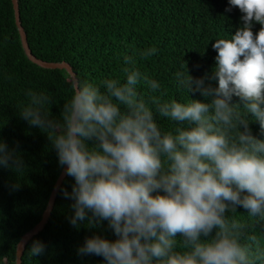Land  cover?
I'll list each match as a JSON object with an SVG mask.
<instances>
[{"label":"clouds","instance_id":"obj_1","mask_svg":"<svg viewBox=\"0 0 264 264\" xmlns=\"http://www.w3.org/2000/svg\"><path fill=\"white\" fill-rule=\"evenodd\" d=\"M233 7L240 26L211 45L216 86L205 83L207 74L190 75L185 63L174 73L186 101L139 91L142 84L161 90L137 66L154 46L124 55L122 78L77 79L60 119L49 111L55 101L47 92L24 91L19 116L46 134L63 175L74 180L71 191L60 187L72 201L69 224L106 222L115 236H86L78 256H100L102 264H255L264 256L240 243L242 226L226 215L242 207L264 217V138L249 127L258 122L264 137V0H227L225 13ZM255 23L261 27L253 34ZM154 116L177 123L164 130ZM15 143L0 138V168L19 177L26 165ZM45 250L36 239L28 253Z\"/></svg>","mask_w":264,"mask_h":264},{"label":"trees","instance_id":"obj_2","mask_svg":"<svg viewBox=\"0 0 264 264\" xmlns=\"http://www.w3.org/2000/svg\"><path fill=\"white\" fill-rule=\"evenodd\" d=\"M226 5L227 0H19L21 22L37 57L67 61L79 80L99 83L108 77L122 78L124 55L154 46L157 51L147 59L138 58L137 66L156 79L161 90L152 92L142 84L139 91L146 99L174 97L182 101L186 94L176 87L174 73L183 63L190 75L207 74L205 83L216 86L212 68L217 53L211 45L214 39L233 35L241 24L239 9L233 7L225 13ZM260 27L255 23L253 34ZM72 83L65 69L43 68L27 57L13 2L0 0V138L9 147L19 142L26 165L19 177L11 169L0 168V264H15L19 239L40 220L62 170L46 134L18 114L27 101L24 91L47 92L55 101L49 111L60 119ZM188 95L204 99L199 93ZM156 119L164 130L177 123ZM249 127L253 135L264 138L258 122H250ZM13 182L19 183L18 190H10ZM73 183L66 176L61 187L71 191ZM71 203L59 190L48 223L26 245L22 264H102L103 257L78 256L76 248L94 232L110 240L115 239L114 234L106 222L97 228H74L67 219L72 214ZM226 215L229 223L242 226L236 229L240 243L253 256L264 252V217L249 216L242 207ZM36 239L45 243V253L30 256L28 248ZM255 264H264V256Z\"/></svg>","mask_w":264,"mask_h":264},{"label":"water","instance_id":"obj_3","mask_svg":"<svg viewBox=\"0 0 264 264\" xmlns=\"http://www.w3.org/2000/svg\"><path fill=\"white\" fill-rule=\"evenodd\" d=\"M14 14H15V22L17 25V29L20 35L21 43L23 49L27 55V57L37 65L43 68H51V69H65L69 75L71 76L73 83L78 79L76 76V72L74 71L73 67L67 61H47L43 60L32 53V50L29 46L27 33L22 25L21 17H20V8H19V0H12ZM66 175H63V168L57 177L55 184L51 190L49 195L46 207L42 213L40 220L27 232H25L19 239L17 246H16V257H15V264H22V256L26 245L28 242L37 234H39L46 226L49 221L53 206L55 204V200L60 190V187L65 179Z\"/></svg>","mask_w":264,"mask_h":264}]
</instances>
